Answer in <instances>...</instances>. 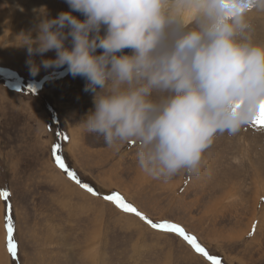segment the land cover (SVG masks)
<instances>
[{"label": "rangeland", "instance_id": "1", "mask_svg": "<svg viewBox=\"0 0 264 264\" xmlns=\"http://www.w3.org/2000/svg\"><path fill=\"white\" fill-rule=\"evenodd\" d=\"M68 8L65 0H0V70L35 88L26 94L0 79V191L10 193L0 197V264H212L183 237L153 229L105 199L116 194L153 223L183 228L208 256L225 264H264V128L218 135L199 175L148 176L134 142L117 151L84 129L93 94L66 65H41L56 58L55 50L34 54L40 70L30 73L21 34L35 39L41 19ZM249 19L253 39L264 43V11H252ZM54 144L61 145L66 169L81 183L89 180L97 195L59 168ZM9 217L15 256L8 251Z\"/></svg>", "mask_w": 264, "mask_h": 264}, {"label": "clouds", "instance_id": "2", "mask_svg": "<svg viewBox=\"0 0 264 264\" xmlns=\"http://www.w3.org/2000/svg\"><path fill=\"white\" fill-rule=\"evenodd\" d=\"M65 2L71 11L41 19L35 39L21 34L30 73L40 70L34 54L55 50L41 65H66L93 94L84 129L117 151L134 142L148 176L199 175L216 137L236 135L258 116L264 43L253 39L249 14L264 11V0Z\"/></svg>", "mask_w": 264, "mask_h": 264}, {"label": "snow or ice", "instance_id": "3", "mask_svg": "<svg viewBox=\"0 0 264 264\" xmlns=\"http://www.w3.org/2000/svg\"><path fill=\"white\" fill-rule=\"evenodd\" d=\"M251 125L253 127L258 128H264V104L261 105L260 112L256 118H254L251 122ZM61 148V145L54 144L52 148V153L55 159L56 164L59 166V168L65 170L67 172V175L70 179L74 180L76 183L80 184V186L88 191L89 193L93 195H97V193L93 190V188L89 187L87 184L81 183L77 178L76 174L72 171H68L65 167L64 161L61 157V155L58 154L59 150ZM10 193L7 191H0V197L7 198L9 197ZM105 199L108 201L114 202L117 207H119L122 211L125 213H134L136 216H138L141 220H144L146 223H148L153 229H163L170 232H174L178 234L179 236L183 237L198 253H201L205 256L208 254L205 252V249L202 248L197 242L196 239L191 236L187 235L183 228L178 227L175 224L172 223H153L151 220H149L146 216H144L141 212L137 211L135 207H133L130 203H126L124 199L116 194V195H107L105 196ZM10 209V205H9ZM7 228V234H8V251L15 256L16 255V248L17 245L13 241V224L12 220L9 217L8 222L6 224ZM251 234V233H250ZM209 259L212 261V264H220V261L215 257H209Z\"/></svg>", "mask_w": 264, "mask_h": 264}, {"label": "trees", "instance_id": "4", "mask_svg": "<svg viewBox=\"0 0 264 264\" xmlns=\"http://www.w3.org/2000/svg\"><path fill=\"white\" fill-rule=\"evenodd\" d=\"M0 79L4 80L5 82L9 83V85L15 89L17 88H20V87H23V91L26 93V94H30V95H33L35 93V88L34 86H31L28 82L26 81H22L20 78L18 79V76L15 75V74H10L9 72H6V71H3V70H0ZM23 84H25L26 86H24ZM43 104V103H41ZM41 107H45V105L43 104ZM82 183L83 184H87L89 187L93 188L94 190V185L90 184L91 182L87 179H84L82 180ZM96 192V190H94ZM127 203V202H126ZM159 230H162V231H167V230H163V229H159ZM167 232H170V231H167ZM186 233V232H185ZM187 234V233H186ZM189 235V234H187ZM197 242V241H196ZM198 243V242H197ZM199 244V243H198ZM200 245V244H199ZM201 246V245H200ZM202 247V246H201ZM201 254V253H200ZM203 255V254H202ZM205 256V255H204ZM207 259H209V257H212V256H205ZM219 261H220V264H225L221 259L217 258ZM210 260V259H209ZM211 261V260H210ZM212 262V261H211Z\"/></svg>", "mask_w": 264, "mask_h": 264}, {"label": "bare ground", "instance_id": "5", "mask_svg": "<svg viewBox=\"0 0 264 264\" xmlns=\"http://www.w3.org/2000/svg\"><path fill=\"white\" fill-rule=\"evenodd\" d=\"M66 7H67V6H66ZM62 8H63V7H62ZM62 8L59 7V10H61ZM69 9H70V8H68L67 11H70ZM63 11H66V10L63 9ZM0 247H1V240H0ZM0 254H1V251H0ZM0 260H1V259H0Z\"/></svg>", "mask_w": 264, "mask_h": 264}]
</instances>
